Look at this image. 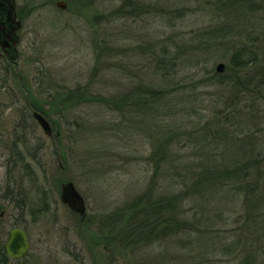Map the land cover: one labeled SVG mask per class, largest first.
<instances>
[{"label":"rangeland","instance_id":"1","mask_svg":"<svg viewBox=\"0 0 264 264\" xmlns=\"http://www.w3.org/2000/svg\"><path fill=\"white\" fill-rule=\"evenodd\" d=\"M57 1L15 0L18 57L0 60V247L14 226L30 242L0 264H264V0ZM205 156L231 178L177 219L207 233L145 240L136 200L177 192L167 159Z\"/></svg>","mask_w":264,"mask_h":264},{"label":"trees","instance_id":"2","mask_svg":"<svg viewBox=\"0 0 264 264\" xmlns=\"http://www.w3.org/2000/svg\"><path fill=\"white\" fill-rule=\"evenodd\" d=\"M2 71L8 72L7 67H3ZM6 76H9V74ZM31 107L34 108L33 105ZM204 160H206L205 162H209V164L202 162V165H198L199 167L193 169L191 166L193 164L190 162L167 159L168 170L165 173V177L167 178V182L164 184L165 189L175 184L178 188L177 192L172 193L167 190L168 193L166 192L163 195L155 197L147 195L146 198L142 197L141 201H139L140 198L136 200V204L140 202V205L137 207L142 208L139 216L142 220L148 222L146 225L140 224L139 229L145 240L152 236L166 237L167 235H171V233L174 235L175 233L182 235H189L192 232L195 235L207 233L205 228L201 227V225H204L202 222L203 217L194 214V222H186L187 220L183 218L181 221L177 219V214L181 215L177 207L186 201V199H196L197 201L204 202L207 199L208 193H212L216 197L219 188L221 190L225 189L224 181L231 178L230 173L225 170V165L220 161L217 162L207 156L204 157ZM210 169H214L215 171L210 172ZM214 187H218V189ZM133 215L135 216V213ZM160 224L162 225L161 227ZM223 248L231 251L232 246L228 245ZM0 257L7 258L4 249L1 247Z\"/></svg>","mask_w":264,"mask_h":264},{"label":"water","instance_id":"3","mask_svg":"<svg viewBox=\"0 0 264 264\" xmlns=\"http://www.w3.org/2000/svg\"><path fill=\"white\" fill-rule=\"evenodd\" d=\"M56 7L64 9L66 2L60 0L54 3ZM15 0H0V57L5 54L10 61L18 56L17 43L19 36L17 30L21 22L16 18ZM224 63L219 62L215 66V72L221 74L224 70ZM33 118L36 120L40 129L50 136L52 129L49 122L44 116L38 112H32ZM59 198L62 203L66 204L69 210L78 213L81 216L86 214V206L83 196L75 188L71 181L61 184ZM4 210L0 208V218L4 216ZM4 248L8 256L12 258H20L24 256L29 249V242L25 231L20 227H14L10 230L9 236L5 242Z\"/></svg>","mask_w":264,"mask_h":264},{"label":"flooded vegetation","instance_id":"4","mask_svg":"<svg viewBox=\"0 0 264 264\" xmlns=\"http://www.w3.org/2000/svg\"><path fill=\"white\" fill-rule=\"evenodd\" d=\"M16 18L17 19H19L20 21H21V19L19 18V16H18V13H17V11H16ZM21 24H22V22H21ZM19 29H20V27H19ZM18 33V32H17ZM19 36V35H18ZM20 38V37H19ZM0 60H5V62H6V60H7V56L5 55V54H2V56L0 57ZM33 110H36V111H38V112H40L43 116H44V118H46L47 120H48V118H47V116H46V114H45V112L43 111V110H40V109H37V108H33L32 107V110L31 111H33ZM49 121V120H48ZM49 123H50V121H49ZM51 124V123H50ZM52 126V125H51ZM53 128V127H52ZM52 136V135H51ZM50 136V137H51ZM23 258V257H22ZM19 259H21V258H19Z\"/></svg>","mask_w":264,"mask_h":264}]
</instances>
